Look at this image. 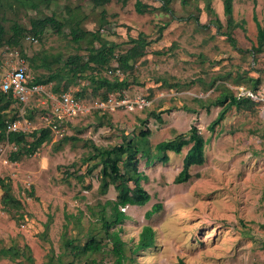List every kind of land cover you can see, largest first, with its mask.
<instances>
[{
    "label": "rangeland",
    "instance_id": "obj_1",
    "mask_svg": "<svg viewBox=\"0 0 264 264\" xmlns=\"http://www.w3.org/2000/svg\"><path fill=\"white\" fill-rule=\"evenodd\" d=\"M134 1L122 6L111 0L103 7L92 8L87 0H56L43 9L44 15L56 12L60 16L66 15L64 6L68 5L83 28L102 26L105 37L121 43L122 48L129 36L136 37L139 32L146 34L151 43L132 71L117 72L120 77H128V89L121 96L109 94L112 104L104 110L92 108L72 119L63 135L75 139L59 151L54 152L52 145L61 135H53L52 141L36 153L13 162L7 157L14 147L0 141V176L11 183L23 206V218L16 220L0 205V247L28 245L33 262L23 260V264H52L59 257L71 264H117L111 241L104 234L102 250L86 256L76 257L65 245L68 238L84 243L90 228L98 230L91 209L97 211L98 204L116 195L113 186L102 194L98 168L81 181L76 177L91 163L85 158L93 152L92 143L112 145L121 140V134L147 127L153 146L196 126L208 142L204 162L190 167L189 181H173L188 147L180 154L169 152L166 163L145 166L144 157H140L139 169L147 175L141 184L151 199L144 206H127L124 212L128 218L115 227L126 242L124 264H264V52L250 51L256 45L253 17L264 23V0H233V18L244 22L245 28L233 31L236 47L213 25H200L210 20L202 0L185 5L181 0H171L175 15L171 20L159 11L138 14ZM143 1L155 7L161 5L158 0ZM211 7L225 25L222 1L212 0ZM5 14L6 26L12 20L28 25L34 12L6 8ZM191 14L197 15L199 23ZM167 20L169 25L158 38V27ZM68 33V28L58 34L48 27L38 40L25 39L20 47H2L0 80L21 62L29 76L35 74L24 54L75 53ZM250 78L259 79L256 91ZM44 87L54 93L51 85ZM78 90L79 85H74L67 92ZM251 90L256 94L253 92V103L232 106L215 130H208L221 106L206 109L196 98L209 101L222 92L239 97ZM122 97L131 101L143 97L148 104L128 109L118 104ZM96 98L87 96L84 102L90 105ZM41 101V96L33 95L24 105L32 110V119L28 118L31 131L42 127ZM155 202H161L162 209L146 219L145 211ZM144 225L155 232L154 246L132 252L130 247L136 244ZM0 264L17 262L1 259Z\"/></svg>",
    "mask_w": 264,
    "mask_h": 264
},
{
    "label": "trees",
    "instance_id": "obj_2",
    "mask_svg": "<svg viewBox=\"0 0 264 264\" xmlns=\"http://www.w3.org/2000/svg\"><path fill=\"white\" fill-rule=\"evenodd\" d=\"M117 1L125 6L129 0ZM158 1L161 2V5L155 7L143 0H135L134 10L138 14L159 11L169 15L170 20L175 18L170 6L171 0ZM194 1L198 0H181L184 5ZM202 1L210 20L208 24L200 25L204 27H208L210 24L213 25L218 34L226 36L227 41L233 47H236L237 42L233 31L236 28L243 30L245 28L244 22H235L233 18V0H221L225 25H222L211 7L212 0ZM55 2L56 0H12L4 4L3 0H0V49L4 46L20 47L25 39L38 40L48 27L58 34H62L64 28H68L70 40L75 45V53L65 56L62 54L37 53L29 57L24 54L31 68L35 70V74L29 76L28 84L51 85L50 89L56 95L67 92L71 86L79 85V90L72 95L80 100L91 96L106 101L111 93H118L121 96V93L130 86V81L127 76L120 77L117 72L127 74L132 71L135 63L147 53V47L150 45L151 40L146 37V34L139 32L136 37L129 36L124 42L125 47L122 48L121 43L105 37L101 30L102 26L94 30L83 28L76 13L68 5L64 6L66 15L58 16L56 12L44 15L42 13L43 9H48ZM87 2L92 8H100L111 2V0H87ZM6 8L17 11L24 9L26 12H34V15L29 18L28 25L18 20H12L6 26ZM102 14L104 16V13ZM190 16L199 23L197 15L191 14ZM253 18L257 29L256 45L250 51L255 54L264 52V23L261 24L256 16ZM168 25L169 20L159 25L157 29L158 38ZM82 50L83 53H79ZM114 63H116V66H113ZM41 68L46 71H36ZM109 70H111L110 74ZM82 80H86V84L81 85ZM249 80L253 82V90L256 91L259 79L250 78ZM254 91L251 90L250 93L253 95ZM196 101L205 106L206 109L210 105L221 106L216 118L208 125V130L213 132L232 106L240 107L242 103L251 104L254 99L249 93L238 97L222 92L213 100L206 101L196 98ZM20 105L11 92L0 90V141H6L14 147L7 157L9 161L13 162L24 156L33 155L43 145L50 143L54 135L49 128L44 127L29 132L7 131L6 122L20 118ZM31 114V109H25L24 116L26 119H32ZM152 114L157 116L156 113ZM149 135L150 129L145 127L130 134H121V140L112 145L96 146L92 143L93 152L85 158V161L91 163L84 173L76 177L81 181L85 176L92 175L98 168L99 188L102 194H106L109 187L113 186L116 195L114 199H106L98 204L97 211L91 209V213L96 216V221L99 223V228L98 230H95V227L90 228L87 240L84 243H74L71 238L65 240L66 249L76 257L101 251L103 247L102 240L105 235L111 241L112 252L116 257L115 261L117 264H124L126 242L121 239L120 231L115 227L128 218L124 212L127 206H144L151 199V195L141 184L143 180L147 179V175L139 169L140 157H144L145 166H151L155 162L166 163L169 160V152L180 154L184 147H188L182 158L181 169L173 180L174 183L178 184L189 181L192 177L190 167L201 165L205 160L204 149L208 140L203 137L196 126H191L187 131L178 133L171 139L159 141L153 146L149 143ZM71 139L75 138L61 135L53 143L52 150L54 152L59 151ZM0 189L2 191L0 196L1 209L11 214L16 220L23 218L21 212L22 202L14 195L11 183L2 176H0ZM162 207L161 202H155L145 211L144 217L150 219ZM154 241V230L151 226L144 225L136 244L130 249L135 253L146 250L154 246ZM19 258H22V261H17ZM1 259H9L17 262V264H23V260L33 262L30 248L26 244L23 247L19 245L0 247ZM52 264H71V262H64L59 257L57 262H52ZM84 264L89 263L85 261ZM180 264L185 263L181 261Z\"/></svg>",
    "mask_w": 264,
    "mask_h": 264
},
{
    "label": "built area",
    "instance_id": "obj_3",
    "mask_svg": "<svg viewBox=\"0 0 264 264\" xmlns=\"http://www.w3.org/2000/svg\"><path fill=\"white\" fill-rule=\"evenodd\" d=\"M108 72L110 74L111 70ZM29 78L26 65L21 62L18 67L7 72L0 80V90L11 92L13 97L22 105L19 111L20 118L6 122L7 131H31L30 122L24 116V105L29 102L33 95L41 96V103L44 105L40 115L42 127L49 128L54 136L63 135L67 124L79 115L88 113L92 108L104 110L112 104L111 99L106 101L95 99L90 102V105H87L84 100L77 99L70 92L56 95L47 92L43 85H29ZM249 94L253 96L252 93L249 92ZM120 100L118 104H122L128 109H133L135 106L143 108L148 104V101L143 97H137L133 101L122 97Z\"/></svg>",
    "mask_w": 264,
    "mask_h": 264
}]
</instances>
